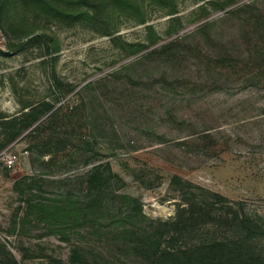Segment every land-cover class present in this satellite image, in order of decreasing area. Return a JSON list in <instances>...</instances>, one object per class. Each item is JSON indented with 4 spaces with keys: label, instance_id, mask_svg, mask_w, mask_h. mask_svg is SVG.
I'll return each instance as SVG.
<instances>
[{
    "label": "rangeland",
    "instance_id": "rangeland-1",
    "mask_svg": "<svg viewBox=\"0 0 264 264\" xmlns=\"http://www.w3.org/2000/svg\"><path fill=\"white\" fill-rule=\"evenodd\" d=\"M263 52L264 0H0V113L75 107L63 124L81 140L50 165L0 129V264H173L125 214L130 198L173 219L174 176L258 218L236 252L264 255ZM208 128L220 149L178 145ZM101 163L121 180L92 205L78 176Z\"/></svg>",
    "mask_w": 264,
    "mask_h": 264
},
{
    "label": "trees",
    "instance_id": "trees-1",
    "mask_svg": "<svg viewBox=\"0 0 264 264\" xmlns=\"http://www.w3.org/2000/svg\"><path fill=\"white\" fill-rule=\"evenodd\" d=\"M259 54L263 58L261 54L264 52ZM209 60L213 63L219 61L217 58H209ZM25 109L27 110L25 111ZM66 109L64 113L65 107H56L51 102L43 101L37 105L25 107L20 115L11 118L0 113V129L4 133L8 129L11 131L9 142L28 131L25 137L31 138L34 148L48 157L47 164H63L71 147L81 143L80 138L67 132L68 127L63 124V120L74 116L75 107ZM218 141L208 128L196 134H190L177 143L179 146L194 145L212 151L220 149ZM78 177L82 179V184L85 185L87 191L93 194L90 203L101 202L103 187L111 183L118 187L121 180L118 175L113 173L109 163L96 164ZM171 184L176 191L180 192L177 212L173 219H149L142 212L138 201L130 198L128 201L135 203L136 206H133L125 214L127 219L135 220V216L138 214L148 219L147 222L140 225L147 239L151 234L158 236V239L151 241V244L157 249L161 247L160 253L157 254L159 258H168L173 264H244L241 262L243 260L246 261L245 264H264V255L254 254L250 247L249 253L243 252L241 257L236 252L240 235L251 239L256 233L263 230V226L259 225L258 218H252L245 214L240 209L239 203L231 201L223 194L201 187L179 176H174ZM69 207L70 205L66 206L68 209ZM83 211L82 215H78L82 219L91 214L89 211ZM120 211L121 209L117 211L114 207L110 208V220L115 218L116 213ZM114 223L109 222L108 225L111 226ZM205 234L210 237L198 240L199 236ZM178 240L182 241V246L179 248L173 246V242H178ZM76 250L70 257L72 263L81 261L76 258V255L79 254ZM195 254L197 256L193 260L192 256Z\"/></svg>",
    "mask_w": 264,
    "mask_h": 264
},
{
    "label": "built area",
    "instance_id": "built-area-1",
    "mask_svg": "<svg viewBox=\"0 0 264 264\" xmlns=\"http://www.w3.org/2000/svg\"><path fill=\"white\" fill-rule=\"evenodd\" d=\"M6 158H7L6 162H7L8 166L13 165L17 160L16 155H7Z\"/></svg>",
    "mask_w": 264,
    "mask_h": 264
}]
</instances>
